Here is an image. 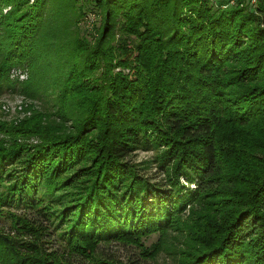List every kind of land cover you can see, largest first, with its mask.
Returning <instances> with one entry per match:
<instances>
[{
    "label": "trees",
    "instance_id": "obj_1",
    "mask_svg": "<svg viewBox=\"0 0 264 264\" xmlns=\"http://www.w3.org/2000/svg\"><path fill=\"white\" fill-rule=\"evenodd\" d=\"M82 1L0 0V264H264V0Z\"/></svg>",
    "mask_w": 264,
    "mask_h": 264
},
{
    "label": "rangeland",
    "instance_id": "obj_2",
    "mask_svg": "<svg viewBox=\"0 0 264 264\" xmlns=\"http://www.w3.org/2000/svg\"><path fill=\"white\" fill-rule=\"evenodd\" d=\"M82 2V0H77V5H80ZM215 2L218 3L219 0H215ZM84 5L86 12L85 17L80 20L78 26L81 27L82 32L88 33V39L90 40L91 34L94 35L93 28L99 23V17L95 9L91 8L92 5L87 3ZM10 75L11 78H17L21 82L27 78L25 71L18 68L11 69ZM34 105H36V102L32 100L25 99L17 94H12L9 91L5 92L0 95V120L8 123L17 122L23 117L30 115V108ZM150 156L151 152L138 150L134 155V160L141 162L150 158ZM163 239L164 237L154 234L143 240V243L145 246L149 247ZM184 241L185 235H183L182 238L176 232L171 233L169 238H167L168 243H166L165 249L160 251L154 259V262H150L149 264H173L174 257L177 252L182 249L185 243Z\"/></svg>",
    "mask_w": 264,
    "mask_h": 264
}]
</instances>
